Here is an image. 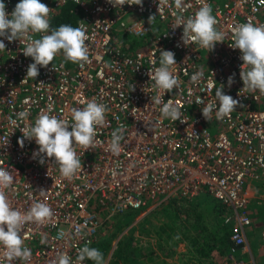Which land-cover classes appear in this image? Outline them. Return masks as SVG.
<instances>
[{
  "label": "built area",
  "instance_id": "built-area-1",
  "mask_svg": "<svg viewBox=\"0 0 264 264\" xmlns=\"http://www.w3.org/2000/svg\"><path fill=\"white\" fill-rule=\"evenodd\" d=\"M66 1L80 12L75 27L86 29L89 63L68 67L58 54L47 68L38 66L35 80L22 82L34 61L24 56L18 40L0 37L6 45L0 50V167L15 171L6 195L13 208L26 212L33 199H40L54 213L43 224L24 225L21 235L31 259L12 264H53L61 253L75 264L78 250L90 246L105 220L160 199L187 201L201 191L219 204L221 224L232 246L245 251L251 224L247 186L251 181L264 183V94L243 89L242 54L230 45L235 25H264V0H183L185 19L205 3L212 6L215 27L225 33V40L210 52L183 44V26L173 29L174 0H168L160 13L159 0L120 7L108 0H41L52 9L49 18ZM3 2L11 14L19 0ZM150 15L156 16L151 25ZM158 49L175 54L180 85L166 93L163 102L171 99L184 123L163 118L162 105L151 101L157 90L148 73L159 67ZM200 70L202 80L192 83V74ZM233 74L229 87L227 79ZM214 80L239 104L229 117L217 120L214 110L207 121L201 109L215 101V89L207 88ZM201 99L203 103H197ZM90 100L106 104L109 110L104 125L97 128L95 147L76 146L82 170L72 179L61 176L52 158L39 163L35 140L24 139V146L19 145L20 128L34 125L41 109L51 104L50 115L71 123V110ZM25 110L27 120H18L17 113ZM120 124L126 131L121 152L114 155L109 149L111 133ZM41 189L44 196L39 195ZM3 252L0 246V264H8Z\"/></svg>",
  "mask_w": 264,
  "mask_h": 264
},
{
  "label": "clouds",
  "instance_id": "clouds-1",
  "mask_svg": "<svg viewBox=\"0 0 264 264\" xmlns=\"http://www.w3.org/2000/svg\"><path fill=\"white\" fill-rule=\"evenodd\" d=\"M108 2L114 7L124 4L142 6L143 0H108ZM167 3L168 0H159L158 13ZM174 5L176 10L172 12V15L176 18V22L173 29L183 26L181 40L185 46L196 44L210 52L215 49L217 43L224 42L225 33L215 27L217 20L212 14L211 5L203 4L186 19L182 15L186 10L183 0H174ZM51 10L41 0H19L9 14L6 12L5 3L0 0V37L8 42L18 40L23 45L24 56L31 57L34 61L28 65L22 82L28 78L35 80L39 75L38 66L47 68L61 53L65 61L74 64L82 65L90 62L86 29L83 25L73 27L69 24H61L58 28L50 30ZM177 12L181 15H177ZM155 18V15H150L148 23L151 25ZM232 33L233 44L230 47L239 49L242 54L240 78L243 81V89L264 94V25L256 26L251 22L237 24L232 28ZM33 34L42 35L40 38H34ZM5 48L4 40L0 39V50ZM158 51L159 67H154V70L148 73L150 80L154 81L153 87L157 90V94L151 97V101L155 105H162L160 113L163 118L184 123L180 108L171 99H168L166 103L163 102V96L166 93H172L180 85L175 75L177 65L175 54L170 50L158 49ZM202 78L203 71L200 70L192 74L190 79L192 83L197 84ZM233 82L234 74L228 77V86L230 87ZM207 88L215 89V101L207 103L201 109L203 117L210 121L214 110L217 120L229 117L236 110L239 101L231 95L224 94V85L220 84L216 87L215 80L209 81ZM197 103H203V100H198ZM108 110L106 104L90 100L83 108L71 110L72 122L69 123L66 119L50 115L53 108L49 104L47 110L41 109L34 125L20 128L22 138L18 140V143L23 147L24 139L35 140L38 151L34 153V156L40 157L39 163L43 165L46 163V158H52V161L59 165L61 176L70 180L82 170L76 146L79 145L85 150L95 147L97 128L104 125ZM28 116L27 110L17 113V119L20 121H26ZM13 123L16 122L13 121ZM125 131V125L120 124L111 133L109 149L114 155H119L121 152L120 142L124 139ZM14 172V170L9 171L7 168L0 167V246L4 249L3 255L8 264H12L15 260L27 262L31 259V250L24 247V239L21 235L24 225L29 222L43 224L51 220L54 215L50 206L40 199H33L26 212L11 206L5 190L13 185ZM45 193L44 189L39 191L40 196H44ZM85 259L93 261L94 264H105L103 253L87 245L78 250L75 264H82ZM53 264H72V259L66 253H61Z\"/></svg>",
  "mask_w": 264,
  "mask_h": 264
},
{
  "label": "rangeland",
  "instance_id": "rangeland-1",
  "mask_svg": "<svg viewBox=\"0 0 264 264\" xmlns=\"http://www.w3.org/2000/svg\"><path fill=\"white\" fill-rule=\"evenodd\" d=\"M247 191L251 224L243 252L232 246L219 204L202 191L187 201L174 199L193 207L197 218L193 212L176 211L174 200L160 199L134 214L105 220L89 247L103 253L105 264H264V183L251 181Z\"/></svg>",
  "mask_w": 264,
  "mask_h": 264
},
{
  "label": "trees",
  "instance_id": "trees-1",
  "mask_svg": "<svg viewBox=\"0 0 264 264\" xmlns=\"http://www.w3.org/2000/svg\"><path fill=\"white\" fill-rule=\"evenodd\" d=\"M79 15H80V12H79L77 6L71 1H66L64 4L60 5L57 8V10L55 11V13L49 18L50 30L58 28L61 24H69V25L75 27ZM48 34H50V32ZM59 55L62 58V60L64 61L66 66H68V67L72 66V64H73L72 62L64 60L62 53ZM173 200L174 199H172L171 201H173ZM174 202H177V201L174 200ZM177 203L178 204H173V207H175L176 211L181 210V211H187L188 213L193 212L194 218L198 217V213L194 211L193 207L189 208V206H188L189 204L179 203V202H177ZM181 207H185V208H181ZM136 210L137 209H130V210H126L124 212H131V214H134L136 212ZM199 218L197 220L200 221L201 218L200 219ZM127 253H128V255H131L130 251H128ZM117 256H119V253L112 256V259L114 260ZM112 259L110 261H112ZM92 263H94V262L89 260V259H86V261H85V264H92Z\"/></svg>",
  "mask_w": 264,
  "mask_h": 264
}]
</instances>
